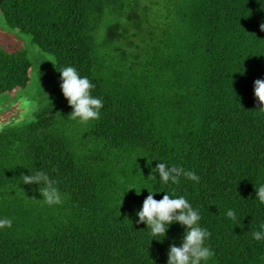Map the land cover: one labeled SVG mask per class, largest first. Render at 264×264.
I'll return each instance as SVG.
<instances>
[{"label": "trees", "instance_id": "obj_1", "mask_svg": "<svg viewBox=\"0 0 264 264\" xmlns=\"http://www.w3.org/2000/svg\"><path fill=\"white\" fill-rule=\"evenodd\" d=\"M0 12L54 56L59 84L74 67L103 102L99 119L81 123L59 86L33 120L0 131V219L12 222L0 228V264H167L185 229L174 222L161 238L136 222L149 191L198 211L214 252L202 264H264V239L253 238L264 232L253 91L264 79V0H1ZM30 70L25 50L0 44V94ZM161 162L199 181L165 184ZM37 171L61 204L23 184Z\"/></svg>", "mask_w": 264, "mask_h": 264}, {"label": "clouds", "instance_id": "obj_2", "mask_svg": "<svg viewBox=\"0 0 264 264\" xmlns=\"http://www.w3.org/2000/svg\"><path fill=\"white\" fill-rule=\"evenodd\" d=\"M260 29L264 31V24L260 25ZM59 72L62 81L60 84L62 94L72 108L71 118L73 120L78 119L81 123L99 119L103 102L91 95L94 85L89 79L80 77L77 70L71 66L65 67ZM253 91L259 105L257 109L260 113H264V79L254 81ZM34 109L35 105L29 102L25 111ZM154 172L158 173L159 178L165 184L170 181L173 184H178L181 176L192 181H199V177L193 171H186L184 168L175 165L169 167L163 162L156 164ZM21 176L23 184L44 185V187L38 188L44 203L51 206L63 202L58 188L55 187V182L46 173L37 171L34 175L21 174ZM155 178L152 175V179ZM152 193L149 191L141 209L136 213L138 217L136 222L144 223L154 237L164 238L169 225L174 222L179 223L185 229L180 246H169L167 264H202V262L208 261L214 252L205 246V240L210 236V233L199 226L198 211L194 210L183 196L173 198L165 193L162 199L157 201L153 198ZM256 197L261 204H264V185L256 189ZM227 216L232 220L236 219L235 212L232 210L227 211ZM11 224L12 222L8 218L0 219V228L11 227ZM261 227L264 228V225ZM253 238L258 241L264 239V232H253Z\"/></svg>", "mask_w": 264, "mask_h": 264}, {"label": "rangeland", "instance_id": "obj_3", "mask_svg": "<svg viewBox=\"0 0 264 264\" xmlns=\"http://www.w3.org/2000/svg\"><path fill=\"white\" fill-rule=\"evenodd\" d=\"M0 44L6 50L15 48L25 50L31 61L28 83L13 93L0 94L1 131L33 120L35 114L52 99L60 84L54 56L38 48L29 34L8 26L1 12ZM29 102L35 105V109L25 111Z\"/></svg>", "mask_w": 264, "mask_h": 264}, {"label": "water", "instance_id": "obj_4", "mask_svg": "<svg viewBox=\"0 0 264 264\" xmlns=\"http://www.w3.org/2000/svg\"><path fill=\"white\" fill-rule=\"evenodd\" d=\"M1 1V0H0Z\"/></svg>", "mask_w": 264, "mask_h": 264}]
</instances>
